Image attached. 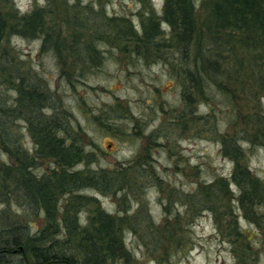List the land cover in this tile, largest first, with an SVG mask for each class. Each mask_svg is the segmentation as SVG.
I'll return each instance as SVG.
<instances>
[{
    "label": "rangeland",
    "instance_id": "374dc122",
    "mask_svg": "<svg viewBox=\"0 0 264 264\" xmlns=\"http://www.w3.org/2000/svg\"><path fill=\"white\" fill-rule=\"evenodd\" d=\"M212 1L190 0L204 48L216 34L206 28ZM163 3L0 0L11 18L52 10L49 33L56 40L44 44L37 33L20 37L11 20L1 47L14 64L11 71L35 78L32 82L51 92L53 114L65 125L67 139L84 147V155L71 166L36 157L23 114L12 130L21 134L20 145L35 160L30 170L38 178L52 170L110 177L108 191L59 195L57 221L69 209L82 225L95 222L99 211L115 217L134 264H237V253L240 264H264V205L245 212L233 180L238 163L264 185V41H245L234 29L219 35L223 47L216 51L227 60L220 59L228 76L207 91L212 102L199 96L188 103L185 94L194 91L182 79L181 55L168 43ZM150 17L157 19L160 36L137 41L138 52L111 35L118 22L140 36ZM2 75L6 79L0 71V80ZM3 86L0 96H17ZM0 158H7L5 151ZM199 192L206 196L202 201ZM15 210L30 228L44 225L43 214Z\"/></svg>",
    "mask_w": 264,
    "mask_h": 264
},
{
    "label": "trees",
    "instance_id": "16d2710c",
    "mask_svg": "<svg viewBox=\"0 0 264 264\" xmlns=\"http://www.w3.org/2000/svg\"><path fill=\"white\" fill-rule=\"evenodd\" d=\"M8 13L9 9L5 12L0 9V71L6 75V79L2 75L0 84L4 85L6 94L9 89L17 96L12 100L7 95L0 96V150L5 151L7 157L5 160L0 158V264H110L116 259L122 264H134L122 246L115 217L99 211L95 222L82 225L74 217L73 209H69L62 216V222L57 221L58 196L73 190L108 191L111 180L105 172L83 176L52 170L49 176L40 178L31 172L35 160L20 145L21 134L12 130L13 121L22 117L20 114L29 125V133L37 148L36 157H49L58 164L71 166L84 155V147L74 139H67L65 125L53 114L51 92L32 82L35 78L29 80V75H17L11 71L14 64L7 61L8 50L1 47L12 27L11 20L15 21L13 27L20 37L37 33L43 37L44 44L56 40L54 33H49L52 28L48 16L52 10L34 9L14 18ZM193 16L190 0H164L162 18L170 27L168 43L181 55L182 79L187 89L194 91L190 97L185 94L186 101L190 103V99L201 96L204 103H208L213 100L207 91L213 89L214 84L222 86L220 79L228 76L222 62L227 60L216 51L223 47L218 36L234 29L245 41H264V0H213L206 28L216 34L206 48L198 40L203 37ZM148 19L140 36L131 26L118 22L111 35L119 43L124 42V46L133 45L138 52L135 48L137 41L151 42L160 36L157 19ZM163 43L165 46V40ZM91 53L96 56L95 52ZM223 149H229L227 140L223 141ZM233 180L241 191L240 202L245 212L264 205V185L246 169H240L238 163ZM197 197L201 201L206 198L202 192L197 193ZM17 207L35 216L43 214L42 228H30L22 214L15 210ZM206 209L215 211L211 206ZM235 257L240 264V255L237 253Z\"/></svg>",
    "mask_w": 264,
    "mask_h": 264
}]
</instances>
